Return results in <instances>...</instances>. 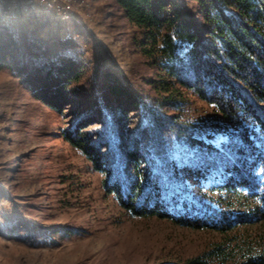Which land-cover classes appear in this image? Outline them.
<instances>
[{
  "label": "trees",
  "instance_id": "obj_1",
  "mask_svg": "<svg viewBox=\"0 0 264 264\" xmlns=\"http://www.w3.org/2000/svg\"><path fill=\"white\" fill-rule=\"evenodd\" d=\"M112 3L131 25L130 47L156 77L147 93L106 70L96 78L72 36L6 30L7 0L0 69L50 109L70 111L61 137L103 174L105 191L128 215L220 234L264 220V0ZM41 19L35 25L44 28ZM255 185L256 200L234 210L229 194ZM18 230L5 228L13 238ZM244 247L237 264H264V249ZM231 255L217 247L185 264L227 263Z\"/></svg>",
  "mask_w": 264,
  "mask_h": 264
},
{
  "label": "rangeland",
  "instance_id": "obj_2",
  "mask_svg": "<svg viewBox=\"0 0 264 264\" xmlns=\"http://www.w3.org/2000/svg\"><path fill=\"white\" fill-rule=\"evenodd\" d=\"M7 2L12 21L6 30L32 32L40 40L72 36L96 78L106 70L136 91L150 90L147 81L156 77L130 47L131 25L112 0H67L60 12L45 2ZM39 19L48 25L37 27ZM80 30L86 34L76 36ZM69 114L50 109L0 69V264H185L217 247L232 260L207 257L208 264H237L238 246L264 249V220L220 234L128 215L105 191L103 174L61 137ZM237 191L228 201L245 211L256 200L249 193L260 189ZM13 225L19 228L15 238L5 231ZM25 227L34 228L29 234Z\"/></svg>",
  "mask_w": 264,
  "mask_h": 264
},
{
  "label": "bare ground",
  "instance_id": "obj_3",
  "mask_svg": "<svg viewBox=\"0 0 264 264\" xmlns=\"http://www.w3.org/2000/svg\"><path fill=\"white\" fill-rule=\"evenodd\" d=\"M57 1H64V6H65V3L67 2V0H57ZM45 6H48L49 8L57 12H60L62 10V8L59 6V3L55 1L45 2Z\"/></svg>",
  "mask_w": 264,
  "mask_h": 264
},
{
  "label": "built area",
  "instance_id": "obj_4",
  "mask_svg": "<svg viewBox=\"0 0 264 264\" xmlns=\"http://www.w3.org/2000/svg\"><path fill=\"white\" fill-rule=\"evenodd\" d=\"M35 2H48V1H55V2H58L59 3V6L63 9H64V1H57V0H34Z\"/></svg>",
  "mask_w": 264,
  "mask_h": 264
}]
</instances>
